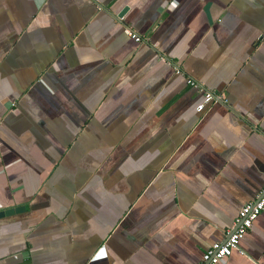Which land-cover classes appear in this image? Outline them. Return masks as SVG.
Wrapping results in <instances>:
<instances>
[{"label": "crops", "instance_id": "0c3cea01", "mask_svg": "<svg viewBox=\"0 0 264 264\" xmlns=\"http://www.w3.org/2000/svg\"><path fill=\"white\" fill-rule=\"evenodd\" d=\"M263 190L264 0H0V264H194Z\"/></svg>", "mask_w": 264, "mask_h": 264}, {"label": "built area", "instance_id": "2783aa9c", "mask_svg": "<svg viewBox=\"0 0 264 264\" xmlns=\"http://www.w3.org/2000/svg\"><path fill=\"white\" fill-rule=\"evenodd\" d=\"M127 35L135 42L141 40V36L130 29L127 30ZM175 72L178 73L179 70L175 69ZM185 83L190 87L196 88L201 93V98L194 107L195 111H201L214 99L212 93L205 90L201 84L193 78L187 76ZM263 207L264 190L261 191L254 200L246 202L239 207L232 221V228L227 236L222 240H214L210 242L194 264H218L221 260L230 255L232 250L242 253L238 247V243L250 228L252 221L261 212Z\"/></svg>", "mask_w": 264, "mask_h": 264}, {"label": "water", "instance_id": "95a60500", "mask_svg": "<svg viewBox=\"0 0 264 264\" xmlns=\"http://www.w3.org/2000/svg\"><path fill=\"white\" fill-rule=\"evenodd\" d=\"M121 13H118L117 17L120 16ZM19 207H12V208H8V209H4V210H0V217L3 215H7L10 214L12 212H15L18 210Z\"/></svg>", "mask_w": 264, "mask_h": 264}]
</instances>
